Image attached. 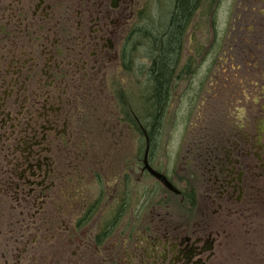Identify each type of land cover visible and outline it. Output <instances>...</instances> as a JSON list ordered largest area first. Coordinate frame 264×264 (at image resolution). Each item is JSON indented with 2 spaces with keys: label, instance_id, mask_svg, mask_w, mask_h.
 <instances>
[{
  "label": "flooded vegetation",
  "instance_id": "af4514ba",
  "mask_svg": "<svg viewBox=\"0 0 264 264\" xmlns=\"http://www.w3.org/2000/svg\"><path fill=\"white\" fill-rule=\"evenodd\" d=\"M142 6L141 0H0V264H223L217 217L243 215L239 208L254 202L252 193L264 179V74L258 64L256 95L243 94L236 104L240 118L228 129L230 138L206 154L196 152L195 159L204 158L202 201L194 189L175 194L188 207L176 219L161 207L143 221L152 205L146 193L136 211V167L154 178L144 169L147 142L143 158L134 155L121 174L119 166L105 172L112 166L93 161L88 145H79L87 127L81 119L87 98L79 92L101 78L111 84L101 98L115 101L122 121L136 131L134 88L118 83L122 73H134L131 42ZM144 26L152 38L166 34L170 20L159 25L146 15ZM205 51L195 52L197 62ZM190 61L178 55L162 121L174 89L183 93V84H190L183 77ZM147 84L151 88V73ZM141 130L150 141L151 128ZM152 147L150 141L148 162L155 169Z\"/></svg>",
  "mask_w": 264,
  "mask_h": 264
},
{
  "label": "rangeland",
  "instance_id": "374dc122",
  "mask_svg": "<svg viewBox=\"0 0 264 264\" xmlns=\"http://www.w3.org/2000/svg\"><path fill=\"white\" fill-rule=\"evenodd\" d=\"M141 3L143 6L137 13L138 18L139 13L142 15L138 23L140 29L137 27L139 32L133 33L131 42L135 74L122 73L118 83L121 88L127 89L129 84L134 88L135 98L131 100L134 102L136 122L140 123H136V131L122 121L115 101L110 103L101 98L107 95L106 89L110 91L111 84L105 79L86 84L79 92L80 96L87 98V111L81 114L87 127L79 145H88L87 152L93 161H107L106 165L112 166H105V172H116L119 166L121 174L134 155L136 161L143 158L147 141L150 145L149 137H145L141 130L142 126L149 128L150 85L147 83L152 69L149 70L152 60L149 47L152 44L143 42V37H146L144 20L147 15L156 24L168 23L174 0H141ZM194 17L182 35L183 48L178 53L184 63L191 59L188 73L183 74L184 80L190 82L183 84V93L186 85L188 92L182 98L183 93L174 89L173 102L169 104L167 115L159 127L162 130L158 132L159 140L152 147L155 169L150 167L155 171H166L175 182L170 183L179 192L187 195L194 189L200 203L204 197L201 181L205 169L204 158L195 159L196 152L206 154V149L220 148L227 142L230 138L228 129L235 126L240 118L239 109L234 110L236 104L240 103L243 94L256 95L253 81L259 76L255 64L264 74V1L207 0ZM201 48L206 49V56L197 62L201 55L195 52ZM113 148L115 151H111ZM147 151L149 155L148 148L145 155ZM111 161H114L113 164ZM136 178V211L139 205L145 203L144 193L152 200L150 208L141 214L143 221L151 217L152 211L162 210L161 207H169V215L174 219L179 217L181 207L188 208L181 203L182 198L175 195L177 193L167 188L174 193L167 195L162 183L158 184L148 174L142 176L138 167ZM257 188V192L252 193L254 202L239 208L243 215L237 214L229 220L217 217L216 229L221 234L220 260L223 264L226 261L229 264H264V179L258 182ZM164 202L167 205L160 206ZM136 216H139L138 212ZM120 233L124 235L122 226ZM44 238L45 241L48 239L46 234Z\"/></svg>",
  "mask_w": 264,
  "mask_h": 264
},
{
  "label": "trees",
  "instance_id": "16d2710c",
  "mask_svg": "<svg viewBox=\"0 0 264 264\" xmlns=\"http://www.w3.org/2000/svg\"><path fill=\"white\" fill-rule=\"evenodd\" d=\"M205 1L207 0H174L170 26L166 34L159 35L155 32L152 38L143 37V42L148 41L152 44V85L149 99L150 112L147 114L149 115L147 118L148 126L151 128L150 141L154 146L159 140L158 132L162 122L164 97L166 91L169 90V85H166V82H169L173 66L178 58L181 30L184 34L185 29L192 22L194 15Z\"/></svg>",
  "mask_w": 264,
  "mask_h": 264
},
{
  "label": "water",
  "instance_id": "95a60500",
  "mask_svg": "<svg viewBox=\"0 0 264 264\" xmlns=\"http://www.w3.org/2000/svg\"><path fill=\"white\" fill-rule=\"evenodd\" d=\"M147 143H149L147 141ZM148 149H149V145H148ZM144 169L148 170L150 172V174L157 179L159 182H161L166 188H168L171 191H174L175 193L179 194L180 192L169 182V180L167 179V177L164 174H161L155 170H153L148 162V151L147 154L144 157Z\"/></svg>",
  "mask_w": 264,
  "mask_h": 264
}]
</instances>
